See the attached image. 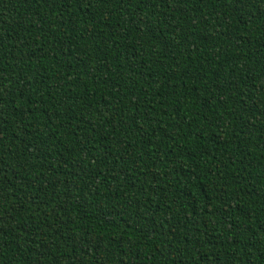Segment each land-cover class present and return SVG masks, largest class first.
<instances>
[{
  "label": "trees",
  "instance_id": "1",
  "mask_svg": "<svg viewBox=\"0 0 264 264\" xmlns=\"http://www.w3.org/2000/svg\"><path fill=\"white\" fill-rule=\"evenodd\" d=\"M0 264H264V0H0Z\"/></svg>",
  "mask_w": 264,
  "mask_h": 264
}]
</instances>
